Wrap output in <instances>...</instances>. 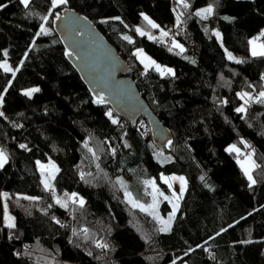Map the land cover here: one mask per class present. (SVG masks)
Returning <instances> with one entry per match:
<instances>
[{"label": "trees", "instance_id": "obj_1", "mask_svg": "<svg viewBox=\"0 0 264 264\" xmlns=\"http://www.w3.org/2000/svg\"><path fill=\"white\" fill-rule=\"evenodd\" d=\"M187 3L68 0L53 7L51 0H32L25 8L20 0H0L6 5L0 7V64L8 58L13 69L0 67V146L8 154L0 168V264H264V103L255 98L246 113L236 111L244 103L238 94L264 89V56H253L248 45L264 27V0ZM209 5L213 15H195ZM64 6L94 21L130 63L141 93L174 135L166 150L155 146L146 116L133 125L92 95L53 29ZM41 26L49 34H39ZM174 37L183 52L172 47ZM138 48L175 74L146 69ZM30 85L40 91L25 95ZM231 142L254 150L255 185L225 148ZM50 157L59 171L46 190L37 161ZM162 173L187 179L168 232L134 208L117 183L122 176L141 199L145 182L155 179L170 194ZM3 191L15 228L3 219ZM72 193L83 198L82 207L56 203L54 197L65 201ZM160 206L165 214L171 210L167 200ZM58 217L67 222L57 223ZM98 241L109 248H97Z\"/></svg>", "mask_w": 264, "mask_h": 264}, {"label": "water", "instance_id": "obj_2", "mask_svg": "<svg viewBox=\"0 0 264 264\" xmlns=\"http://www.w3.org/2000/svg\"><path fill=\"white\" fill-rule=\"evenodd\" d=\"M58 14L60 19L54 18L53 29L64 44L66 54L73 53L67 57L92 95L98 100L103 97L118 116L133 125L146 116L155 146L166 150L174 135L141 93L129 73L130 63L115 44L94 21L76 9L64 6Z\"/></svg>", "mask_w": 264, "mask_h": 264}, {"label": "snow or ice", "instance_id": "obj_3", "mask_svg": "<svg viewBox=\"0 0 264 264\" xmlns=\"http://www.w3.org/2000/svg\"><path fill=\"white\" fill-rule=\"evenodd\" d=\"M20 2L24 5L25 8H28L30 6V4L32 3V0H20ZM178 2L184 7V8H188L190 7V5L187 3V0H178ZM52 6L53 7H60L63 5H67L68 0H51ZM0 7H6V5H0ZM214 14V8L209 5L208 7H205L203 9L198 10L195 15L200 16L204 19H207L209 16ZM49 15H51V13H49ZM180 15H183V13H181ZM48 16H43L41 17L42 20H44L45 22L48 20ZM55 19L59 20L60 16L59 14L55 15ZM86 19V18H85ZM116 19H119L118 17ZM145 21H147V23L152 27V28H159L160 26L158 24H156L154 21H152L149 17L144 16ZM180 20V16L177 17V21L179 23ZM136 31L144 36V35H148L149 39H155V37L151 36L150 33L144 32L142 31L140 28H137ZM39 34H49V29L41 26L40 28V33ZM168 32L163 31V29H161V35L162 36H168ZM215 35L217 37L220 36L219 32H216ZM125 40H130V37L128 36H124L123 37ZM253 47H252V55L253 56H264V45H259L257 46L256 41L253 40L251 41ZM173 48H179L181 52L184 51L183 45L179 44L178 42H176L175 40L173 41L172 44ZM171 50V49H170ZM73 53L72 52H68L67 55L71 56ZM138 56L141 57L142 62L145 64V68H155L156 71L160 72L161 75H166V74H171L174 75L175 73L173 72L172 69L170 68H162L160 65L156 64V62L154 60H152L150 57H147L144 55L143 50H138L136 53ZM187 58V57H186ZM228 59L232 60L235 59V57H233L231 55V53H228ZM195 61H193L194 63ZM239 62V61H238ZM0 67H2L5 71H13V69H11L7 63L4 64H0ZM40 91V89L38 88H33L30 89L28 91H26L24 94L27 96H31L34 92H38ZM240 95L241 100H243V105L239 108L236 109V111L238 113H246L247 112V106L250 104V102L253 100V97L251 95H249V93L245 92V93H240L238 94ZM3 101V97L0 96V103H2ZM98 103H102L103 102V97H100L99 100L97 101ZM256 102L257 103H264V91L259 92L257 98H256ZM223 103H227V101H224ZM4 113L0 112V116H3ZM109 117L112 116V113L109 112L108 113ZM113 123H118L117 120H113ZM170 143V142H169ZM246 144L247 147H251V145H248L247 142H243ZM21 148H27L26 145H20ZM85 147H88L87 144H85ZM90 152H92L93 156L96 155V153L92 150L89 149ZM227 151L229 152H235L237 154V156L240 155V149L236 146V145H232L230 146ZM113 154H115V149L112 150ZM254 150L250 153L246 154V159L243 160H239L238 159V163L240 164V167L243 169L244 174L246 175L247 179L250 181V187L252 185L256 184V180L253 176V171L257 168L260 167L259 164L256 163V161L253 159L254 156ZM8 162V156L6 154V152L3 149H0V168H2L6 163ZM39 164V162H37ZM40 170L42 173H48L49 175L44 179L43 183H44V188L46 190H52L53 189V185L51 184V180L55 178V174L59 171V168L54 164L51 163L49 165H44V164H40L39 165ZM97 167H99L97 165ZM90 175V174H89ZM85 176L84 173H81V178L83 179ZM164 182L166 184L169 185V187L171 188L172 185L170 183L171 180H179L180 184H181V191L179 194L173 192V199L175 202H173L172 200H169L168 196H163V193L160 192V190L156 187L154 181H150L147 183H150L152 186V202L150 204H143L140 203L139 201L135 200L132 197V194L130 192L126 191V186L123 182V180H118L117 183H119L121 185V187H125V194L128 197V202L134 207V208H139L141 211L147 213L148 215L152 216L153 219H159V223L161 224V227L158 229L160 232H168L171 230L172 227V220L176 215V211L179 208V200L181 198V196L183 195V191L185 190V186H186V181L183 177H162ZM201 179H203V177H201ZM5 196H7V193L4 194ZM67 197V200L62 201L59 197H54L56 200L57 204H60L61 207H68V201H71L73 204H79L81 207L84 205L85 201L83 200V198H78L76 193H72L71 196H68L67 194H65ZM159 196H163V198L165 200H169L170 203H172L173 205V211L172 213L169 215L167 220H164L163 218L158 217V214L156 213V209L158 207L159 204ZM25 199H29V200H36L38 198L35 197H24ZM49 207H51V205H49ZM5 209H7V205H5ZM6 221H7V227L8 228H15V218L11 217L10 215H7L6 213V217H5ZM57 223H59V221H57ZM84 232H87V229L83 230ZM222 231H226V229L222 230ZM217 235H219V233H217ZM96 247L100 248V249H108L109 245L106 242H102V241H98L96 242ZM27 254V253H25ZM17 255H19V253H17ZM89 255H91V253H89Z\"/></svg>", "mask_w": 264, "mask_h": 264}, {"label": "rangeland", "instance_id": "obj_4", "mask_svg": "<svg viewBox=\"0 0 264 264\" xmlns=\"http://www.w3.org/2000/svg\"><path fill=\"white\" fill-rule=\"evenodd\" d=\"M163 31H164V30H163ZM216 32H219V33H220V30L216 29ZM257 36H258V37H257ZM257 36H251V37L248 39L249 51H250L251 54H252V47H253L251 41L255 40L257 46H259V45H264V27L261 28L260 31H258ZM219 37L221 38V36H219ZM174 40H175L176 42H178L179 44L183 45V43L180 41L179 38L174 37L173 41H174ZM138 50H141V49H139V48L136 49V51H138ZM143 53H144L145 56L150 57L152 60H154V61L156 62V64L160 65L162 68H170V69L173 70V72H175L174 67H173L172 65H170V64H168V63H165V62L162 63V62L156 61L154 58H152L151 56H149L144 50H143ZM228 53H230V52L227 51V55H228ZM139 57H140V56H139ZM140 59H141V57H140ZM141 61H142V59H141ZM4 63H7L8 66L10 67V62H9V59H8V58H4V59H2L1 64H4ZM33 88H37V86H34V85L26 86L25 89H24V91H28V90L33 89ZM261 91H264V89H261L260 91H258L256 95H253L252 93H249V92H247V93H249V95H251V96L253 97V99H255V98H257L259 92H261ZM245 92H246V91H245ZM245 92H243V93H245ZM242 105H243V104H240L237 108L241 107ZM232 145H236V146L240 149V152L244 154V155H243V158H239V156L236 155V157H237V163H238V159H239V160L246 159V154L252 152V149H251V148H246L245 146H242V147H241V146H239V145H238L237 143H235V142H231V143L227 144V145L225 146V148L228 149V148H229L230 146H232ZM0 149H3V150L6 152V150H5L4 148H2L1 146H0ZM6 154H7V152H6ZM7 156H8V154H7ZM253 159H254V158H253ZM37 162H39V164H38V168H39V171H40V174H41L42 182L44 181V179H45L49 174H48V173H42V172H41L40 167H39L40 164L49 165V164H51V163H54V164L59 168L58 163H57L53 158H51V157H50V159H48V160H46V161H44V160H40V159H39ZM238 164H239V163H238ZM239 166H240V164H239ZM240 168H241V167H240ZM241 170H242V172H243V174H244V171H243L242 168H241ZM244 175H245V174H244ZM173 176H175V177H183V178L185 179V181H186V184H187V179H186L182 174L178 175V174H175V173H169V174L162 173V177H168V178H171V177H173ZM52 180H53V179H52ZM52 180L50 181L51 183H52ZM119 180H123V182H124V184H125V186H126V191H127V192H130V193L132 194V197H133L135 200H137V201H139L140 203H143V204H145V205L150 204V203L152 202V195H151V193H152V191H153L151 184H150V183H147V182L154 181L156 187L160 190V192L163 193V196H168V197H169V200H172L173 202H175L174 199H173V192L179 194L180 191H181V184H180L179 180H171V181H170V183H171V185H172L171 188H170L169 185L167 184L168 187L171 189L170 194H167V193L164 192L163 189H161V188L156 184L155 179H148V181L145 182L146 185H147V188H146V190H147V191H146V192H147V193H146L147 196L144 197V198H141V199H139V198L137 199V198L134 197L133 192H132L130 189L127 188V180H125L122 176H119ZM248 181H249V180H248ZM185 187H186V186H185ZM185 189H186V188H185ZM124 190H125V187H124ZM184 191H185V190H184ZM184 191H183V193H184ZM5 193H7V191H3V192H2V197H3V208H4L3 219L5 220V223L7 224V221H6V219H5V217H6V213H7V215H10L11 217H14V218H15V216H14V213L10 210V208H8V202H7V196H8V194H7V196H5V195H4ZM163 196H159V197H158V199H159V204H158V207H157V209H156V213L158 214V217L163 218L164 220H167L168 217H169V215H170V214L172 213V211H173V205H172V203L169 202V200H167L168 203H169V205H170L171 210L168 212V214H165L164 211H162V208H161V206H160V203H161L162 201L165 200V199L163 198ZM180 202H181V198H180V200H179V205H180ZM5 205H7V209H5ZM176 212H177V211H176ZM172 224H173V221H172ZM182 264H188V263H185V262H184V263H182Z\"/></svg>", "mask_w": 264, "mask_h": 264}, {"label": "built area", "instance_id": "obj_5", "mask_svg": "<svg viewBox=\"0 0 264 264\" xmlns=\"http://www.w3.org/2000/svg\"><path fill=\"white\" fill-rule=\"evenodd\" d=\"M176 27V26H175ZM178 28V27H177ZM176 28V29H177ZM166 39L168 40V41H171L172 40V38H170L169 36H167L166 37ZM58 221L61 223V224H65L66 222H67V220H65L63 217H58Z\"/></svg>", "mask_w": 264, "mask_h": 264}]
</instances>
